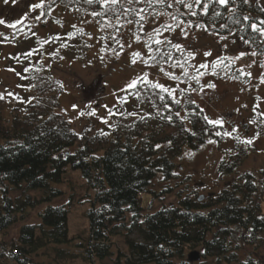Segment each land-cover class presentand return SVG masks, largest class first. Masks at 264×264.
<instances>
[{
	"label": "trees",
	"instance_id": "trees-1",
	"mask_svg": "<svg viewBox=\"0 0 264 264\" xmlns=\"http://www.w3.org/2000/svg\"><path fill=\"white\" fill-rule=\"evenodd\" d=\"M39 2L0 0V7H7V15H0L4 21L0 23V46L14 44L17 49L9 56L21 65L16 87L0 92L4 94L0 99V234L20 224L11 246L8 238H0V264H50L51 254L56 262L68 258L80 260V264H96L113 259L117 237L123 241L126 253L118 247L115 264H258L252 257L243 259L240 251L255 245L257 239L261 241L260 234L264 233V182L257 177V172L264 171H239L251 147L239 138L218 165L219 176L228 178L219 190L203 200L198 194L178 193L177 202L145 213L153 208L159 194L174 190L170 184L159 191L152 187L157 180L169 182L177 177V159L185 151H198L209 141L221 142L226 137L223 125L208 123L210 119L191 92H183L181 101L152 88L153 81L138 85V92L128 89L120 96L127 100L112 109L117 114L111 115L110 124L88 123L80 130L58 111L64 86L49 66L64 58L88 57L93 44L89 24L113 33L128 27L131 31L139 29L135 23L138 17L120 13L144 5L135 0L131 5L127 0L108 5L89 4L87 0H45V14L36 20L41 10H33L32 6ZM205 3L206 15L202 13ZM153 10L172 13L177 21H191L190 25L208 33L236 35L241 45L256 51L264 65V36L248 27L264 21V5L258 0H235L227 6L201 0L200 7L195 8L196 16L190 15L184 4L166 0L154 9H145L144 25ZM94 12L104 15L93 16ZM83 15L89 18L77 20ZM245 16L250 19L245 20ZM11 24L16 27H9ZM69 33L75 35L69 38ZM57 36L59 39H54ZM100 42L104 48H110V43L121 48L115 38ZM148 43L152 42L145 41V46ZM152 47L154 52L149 55L171 52V60L156 55L161 62L151 65L179 57V51L167 42L152 43ZM32 49L37 51L25 57ZM231 65V75L248 82L250 76L236 64ZM26 67L32 71L24 72ZM263 119L260 116L259 122ZM72 173L85 182L82 192L76 191L73 184L67 187ZM147 192L153 196L145 207L142 196ZM64 198L66 203H55ZM75 203L83 207L88 221L78 233L71 232L69 222ZM32 215H37V221ZM188 249H198L202 258L189 261L185 255Z\"/></svg>",
	"mask_w": 264,
	"mask_h": 264
},
{
	"label": "rangeland",
	"instance_id": "rangeland-1",
	"mask_svg": "<svg viewBox=\"0 0 264 264\" xmlns=\"http://www.w3.org/2000/svg\"><path fill=\"white\" fill-rule=\"evenodd\" d=\"M264 5V0H258ZM22 5V3H21ZM10 11H13L11 9ZM0 15H7V7H0ZM89 15L79 16L77 20L83 22ZM164 23H172L169 16L163 13L157 18L150 15L144 25L143 33L151 32L153 28L159 27ZM92 31L90 40L93 43L88 51V57L85 60L64 58L57 63L51 64L49 69L55 77L59 78L64 86V91L60 95V106L58 111L64 114L76 130H80L84 125L96 124L97 126H106L113 120L109 111L119 104L120 96L128 90L127 85L131 80L137 77H143L148 73V80L159 83L167 88L175 89L172 93L175 97L184 100L183 92L188 91L193 95L194 100L204 110L207 118L210 120H221L227 133L225 139L221 142L213 140L203 145L198 151H185L177 159V168L175 179L169 182L160 179L152 187L159 191L165 184L174 187L172 192L159 194L153 203L152 209H146L145 213H153L164 204L177 202L178 193L190 194L192 196H207L212 191H217L228 180L227 176L220 177L218 165L224 158L226 151L234 147L235 139L245 141L252 140L248 147V156L240 167V172L253 170L255 172L264 171V119L259 122L260 116H264V65L261 64V58L255 50L245 48L240 44L236 35H218L205 32L204 30L188 25L183 22L174 32H163L161 39L167 37L175 44H180L185 49L184 53L179 51L177 59L187 60L185 68L188 75H184V68L173 67L177 59L171 62H165L160 65L144 64L140 59L137 63H132V53L138 52L141 57L149 55L147 52L146 35L139 29L130 30L125 28L122 31L113 33L110 30H101L93 23L87 25ZM6 30V29H5ZM100 31L106 33L104 36L98 34ZM186 32L187 34H182ZM45 30L42 28L41 33ZM141 39L137 40L136 36ZM115 38L123 46L122 48L113 47L104 48L100 41L110 42ZM118 44V43H116ZM17 49L12 43L0 46V92L6 91L11 87H16L19 76L17 69L21 66L19 62L11 60L9 52ZM110 49H115V53ZM193 53V59H187V53ZM241 52L244 56L236 60L237 68L243 73H251L248 82H243L232 73V65L229 60H224L223 64L213 68V62L219 57H236ZM116 53H119L118 55ZM210 53V55H204ZM255 53V55H252ZM201 64H207V68H200L199 83L191 77L196 74V68ZM229 65V67H224ZM14 71H8V69ZM172 74L180 77V80H173ZM214 87H208V85ZM76 107H73V106ZM94 111V115L89 113ZM83 113V115H81ZM107 119V123L104 120ZM260 180L264 182V172H257ZM70 180L67 187L73 184L76 191L82 192L85 188L84 181L76 174H70ZM67 190L70 192L72 189ZM181 190H183L181 192ZM78 192L76 195L78 196ZM153 194L144 193L142 202L145 207L151 201ZM67 198L58 200L55 203H66ZM32 220L37 221V215H32ZM70 229L72 233H78L84 227H87V217L83 212V207L77 203L72 206L70 211ZM20 224H16L8 229L7 234H0V238L5 237L9 240V246L12 239L18 237ZM261 241L257 239L255 245H249L241 249L243 259L254 258L258 264H264V233H261ZM118 247L126 253L123 241L117 237ZM116 250L113 259L107 258L103 261H97L96 264H115L114 258L118 256ZM198 250V249H195ZM193 249L185 251L186 257ZM123 263L124 256L121 257ZM50 264H80V260H71L64 258L56 262L53 254L49 255ZM8 264H15L10 261Z\"/></svg>",
	"mask_w": 264,
	"mask_h": 264
},
{
	"label": "snow or ice",
	"instance_id": "snow-or-ice-1",
	"mask_svg": "<svg viewBox=\"0 0 264 264\" xmlns=\"http://www.w3.org/2000/svg\"><path fill=\"white\" fill-rule=\"evenodd\" d=\"M5 3H8V0H4ZM87 2L89 4H92V3H98V4H105V5H108V4H116L118 2V0H87ZM134 0H127V4L131 5L133 4ZM136 3H140V4H143L144 5V8L142 9H136V8H126V10L122 13H120V15H124L125 17L129 14H134L135 17H138L139 19L135 20V23L139 25L140 27V31L143 32L144 31V22L146 20V15L142 14L144 13L145 9H148V8H153L154 9V5L156 4H164L166 3V0H135ZM177 3H181V4H184L185 7L188 9L190 15L192 16H196L197 15V12L195 11V8H198L200 7L201 5V0H191V2H188V0H176ZM235 0H209V3H218L220 5H225L227 6L229 3H234ZM244 3H247L248 0H243ZM33 10H36V9H40V15L36 16L35 19L36 20H39L40 19V16H43L45 13H44V9H45V0H40L39 3L35 4L32 6ZM113 12H115V10L113 9ZM208 12V3H205L203 5V9H202V13L203 14H207ZM93 16H96V15H104V13H92ZM152 15L156 16L157 18H159V16L161 15L160 13L158 12H155L153 10L152 12ZM164 16H170L171 19H172V23H164V24H161L159 27H155L153 28V30L151 32H147L145 33L146 37H147V40L148 41H151L152 43L156 44V45H160V44H163L165 42L169 43V45L172 47V48H175L177 51H180L181 53H184L185 49L183 48L182 45L180 44H173L170 40L167 39V37H165L163 40L160 38L161 35L163 34V32H174L175 29L177 27L180 26V24L183 23V21H177V18L174 14L172 13H163ZM214 15H219L218 12H214ZM245 20H248L250 19V17L248 16H245L244 17ZM0 23H4V21L0 20ZM16 23H22L21 21H17ZM126 23H133L132 20H126ZM191 24V21L188 22V25ZM9 27H13L15 28L16 27V24H11V25H8ZM200 27H203V25H199ZM75 27V26H73ZM248 27L251 29L252 32L254 33H260L262 36H264V21H259V22H253L251 24L248 25ZM23 30V29H21ZM182 34L186 35L187 33L186 32H183L182 31ZM33 35H35V33H33ZM73 35H75V33H69L68 36L69 38H71ZM54 39H59V37H55ZM136 39L137 40H140L141 37L140 35H137L136 36ZM241 39L243 40V38L241 37ZM44 42H47V41H44ZM42 42V43H44ZM116 43H120L118 40L116 41ZM152 43H148L146 46L148 47V50H149V53H153L154 52V49L152 47ZM244 43H249V41H244ZM64 46H67V45H64ZM123 46L121 45V48ZM111 51H113L115 53V49H110ZM37 51V49H32L30 52L28 53H25V57H30L33 53H35ZM55 53H53L54 55ZM117 55L119 53H116ZM156 55H160L161 56V60H163L164 57H168L169 60H171V52H164V53H159L158 51H156ZM156 55H149L147 58H143L141 57L140 53L138 52H133L132 53V63L135 64L137 63V59H140L144 64H148V65H151L153 63H156V64H159L161 61H158L156 59ZM204 55H210V53H205ZM245 53L241 52L238 56L236 57H219L217 58L214 62H213V68L215 69L216 66H220L223 64V61L224 60H229L231 63H234L236 60L240 59V57L244 56ZM252 55H255V53H252ZM194 58V54L189 52L187 53V59H193ZM14 59H17L19 60V57H14ZM185 63H187V60L185 61H181L179 59H177L176 63L173 65V67H181V68H184V75L187 76L188 75V71H187V68H185ZM208 65L207 64H201L199 65L198 68H196V74H194L191 78L196 80L197 83H199V76L202 75V73H200V68H207ZM224 67H229V65H224ZM8 71H14V69H8ZM32 71V68L31 67H26L24 69V72H30ZM18 76L20 75V73H16ZM171 76V79L173 80H180V77L178 76H175V75H172V74H168ZM247 75H251V73H247ZM22 78H27V77H22ZM141 84H144V85H147V84H151V81L148 80V73H145L143 77H137L136 79H133L131 80V82L127 85V88L128 89H135L137 90V92L139 91L138 89V85H141ZM152 88L154 89H159L161 90L162 92H165V93H169V94H172L175 92V89H169L159 83H154L151 85ZM208 87H214V85L210 84L208 85ZM9 96H13V93L11 92H8L7 93ZM4 98V94L0 93V99H3ZM16 99H20V97H15ZM163 98V97H161ZM127 100V97H121L120 100L118 102L120 103H123ZM180 101L177 100L176 103H179ZM73 107H76L75 105ZM90 115H94V111L89 113ZM117 114L116 112L110 110L109 111V115H115ZM119 114H123V113H119ZM81 115H83V113H81ZM131 115H135V113H131ZM169 119H171V117H169ZM105 123H107V119L104 120ZM208 123L212 124L213 126H216V125H221L223 124V122L221 120H208ZM104 134V133H102ZM225 135H231V133H224ZM216 135H221L220 132H217ZM209 142H212V141H209ZM246 144H251L252 143V140L251 139H248V140H245V141H242Z\"/></svg>",
	"mask_w": 264,
	"mask_h": 264
},
{
	"label": "water",
	"instance_id": "water-1",
	"mask_svg": "<svg viewBox=\"0 0 264 264\" xmlns=\"http://www.w3.org/2000/svg\"><path fill=\"white\" fill-rule=\"evenodd\" d=\"M204 195H201L200 197H199V200H203L204 199ZM201 259V255H200V253L198 252V251H192V252H190L189 253V255H188V260L189 261H198V260H200Z\"/></svg>",
	"mask_w": 264,
	"mask_h": 264
}]
</instances>
